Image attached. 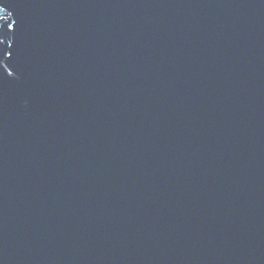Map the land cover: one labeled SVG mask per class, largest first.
<instances>
[{
	"label": "water",
	"instance_id": "water-1",
	"mask_svg": "<svg viewBox=\"0 0 264 264\" xmlns=\"http://www.w3.org/2000/svg\"><path fill=\"white\" fill-rule=\"evenodd\" d=\"M0 264H264V0H0Z\"/></svg>",
	"mask_w": 264,
	"mask_h": 264
}]
</instances>
